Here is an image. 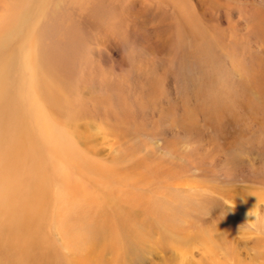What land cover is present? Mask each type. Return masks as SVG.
I'll list each match as a JSON object with an SVG mask.
<instances>
[{"label": "rangeland", "instance_id": "obj_1", "mask_svg": "<svg viewBox=\"0 0 264 264\" xmlns=\"http://www.w3.org/2000/svg\"><path fill=\"white\" fill-rule=\"evenodd\" d=\"M30 39L86 165H1L0 229L45 264H264V0H0V57ZM2 82L26 120V64Z\"/></svg>", "mask_w": 264, "mask_h": 264}, {"label": "bare ground", "instance_id": "obj_2", "mask_svg": "<svg viewBox=\"0 0 264 264\" xmlns=\"http://www.w3.org/2000/svg\"><path fill=\"white\" fill-rule=\"evenodd\" d=\"M31 2H35V0H31ZM29 7L30 3L24 2V9H29ZM36 30L37 28L34 27V32H30L31 39L37 32ZM31 39L27 50L21 51L22 47L19 46L4 52L0 57V166L2 165L5 169L9 168V163L15 158L16 163L23 166L21 171L24 175L30 176L32 173L37 174L41 169L47 171L45 169L50 168L52 169L50 174L57 176L62 169L61 164L64 162H66L65 166L83 167L86 165L85 160L79 157L76 151L78 132L70 124L76 120L78 113L71 114L72 116L67 115L61 96L59 94L57 96L55 93L57 91L53 92V88H47L46 77L36 75V72H39L38 68L39 70L46 69L47 65L42 64L40 60L46 61L44 60L46 56L41 54L39 59L34 56L38 54L39 48L37 47L38 43L35 45ZM6 43L8 44L7 41ZM6 43L0 44V47ZM24 64H26L29 74L27 94L29 106L26 120L21 118L20 110L10 109L15 93L9 91V88H6L2 82L4 78L11 79L13 75L20 73ZM63 134L70 137V141L65 139L66 145L62 142L64 138L61 139ZM33 157L37 161L30 163L29 161ZM64 159L69 161H64ZM15 169L17 171L16 167ZM16 171L14 172L16 173ZM8 173L10 172L8 171ZM19 184H23V182L19 181L17 185ZM35 185L34 181H27L26 190L20 195L23 197L20 203L24 210H27V197ZM14 192L16 193V191ZM10 203L13 206V202ZM35 213L32 214L29 211L32 216ZM25 223L26 220L22 224L14 226L4 224L0 229V264H45L43 248L35 240L34 228L29 224L23 225ZM9 227L13 228L12 232H8ZM17 231H21V233L14 234Z\"/></svg>", "mask_w": 264, "mask_h": 264}]
</instances>
